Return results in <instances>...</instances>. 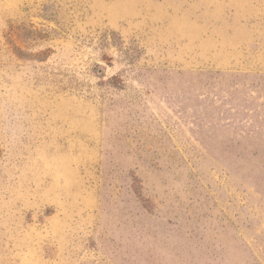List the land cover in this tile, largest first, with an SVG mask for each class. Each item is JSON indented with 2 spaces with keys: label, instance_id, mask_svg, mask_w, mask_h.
Returning a JSON list of instances; mask_svg holds the SVG:
<instances>
[{
  "label": "rangeland",
  "instance_id": "rangeland-1",
  "mask_svg": "<svg viewBox=\"0 0 264 264\" xmlns=\"http://www.w3.org/2000/svg\"><path fill=\"white\" fill-rule=\"evenodd\" d=\"M0 264H264V0H0Z\"/></svg>",
  "mask_w": 264,
  "mask_h": 264
}]
</instances>
